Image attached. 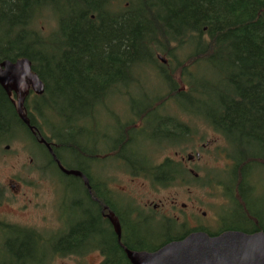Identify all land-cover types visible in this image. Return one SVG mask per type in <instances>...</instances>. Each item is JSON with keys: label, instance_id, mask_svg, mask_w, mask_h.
Wrapping results in <instances>:
<instances>
[{"label": "trees", "instance_id": "1", "mask_svg": "<svg viewBox=\"0 0 264 264\" xmlns=\"http://www.w3.org/2000/svg\"><path fill=\"white\" fill-rule=\"evenodd\" d=\"M47 16L57 21L54 44L37 27ZM22 59L32 62L45 84V94L35 95L32 103L46 118L52 140L41 134L57 142L62 163V154H70L72 169L87 175L91 157L98 163L107 159L110 168L122 160L123 167L136 161L149 169L157 148L174 147L176 135L186 129L192 133L177 112L201 118L237 153L231 185L224 189L239 209V221L251 228L219 229L264 233V219L250 204L264 207V0H0V63ZM202 65L207 71L195 72ZM151 69L163 85L135 98L133 89H144V77L153 78ZM125 97L131 102H123L126 120L114 110ZM27 99L26 116L41 131ZM15 105L0 86V147L18 137V128L29 134ZM168 163L158 173L166 167L171 175L157 174L158 186L186 181L181 165ZM48 166L50 171L51 160ZM233 189L238 201L230 195ZM91 229L88 224L68 228L52 254L86 252ZM169 237L182 238L177 228ZM21 240L6 242L19 244L20 252L12 255L24 264L40 263L35 258L43 247L31 244L25 258ZM11 259L0 254V264H12Z\"/></svg>", "mask_w": 264, "mask_h": 264}, {"label": "rangeland", "instance_id": "2", "mask_svg": "<svg viewBox=\"0 0 264 264\" xmlns=\"http://www.w3.org/2000/svg\"><path fill=\"white\" fill-rule=\"evenodd\" d=\"M37 27L43 36L49 38V42L47 43H55L56 37L53 34L56 31L55 29H57V21L54 18L47 16L45 19H40ZM51 53L52 50L48 52V54ZM206 67L208 66L202 65L199 70L195 69V72L200 74L204 70L207 71ZM148 72L154 79L144 77V89H140L142 90L140 91L138 88H135L132 91V95L135 98L141 99L144 94L150 93L153 88L157 89L163 85L160 80H157V71L155 72L151 69ZM61 77L63 78V76ZM48 86L52 91L56 88L55 83L49 84ZM121 91H124V89ZM54 94H50V98L54 97ZM34 96L35 94H30L27 99L29 112L33 115L32 117H34L35 122L40 127V132L52 140L53 132L51 129H48L49 126L45 121L46 118L40 117L35 113L32 103ZM12 99L16 104L17 96H12ZM126 99V97L123 99L120 98L114 106L116 114L124 120L128 119V114H126V105L123 102L131 106V102H127ZM37 103L42 104L41 102ZM144 104L145 102L142 101L138 104V107L144 106ZM177 114L176 118H179L182 121L181 123L190 126L193 133L190 140L187 142L183 141L177 147L163 145V147L157 148V152L152 156L157 164L164 158L179 162L181 161V157H183L188 168H191L198 177L192 174L186 178V181L180 178L168 186H158V190H152L146 179L132 181L128 175L124 174L123 170L117 168H106V174L103 176L106 177L105 179L108 180L112 188L124 192L125 195L122 193V196L128 197L132 203L134 202L135 204L134 198L138 197L137 201L142 205H139L142 208L145 204L153 205L155 203L160 205L162 202L165 206L159 209L160 213L158 217L167 215L169 217L178 216L182 220L187 218L191 226L202 224L211 231L225 227L250 230L251 228L246 227L245 224L239 221V209L233 204L231 205V198L227 196V191L224 189L228 184L231 185L230 171L233 169L235 158L239 159L236 151L232 150L225 138L216 133L211 125L203 122L201 118L189 116L183 112L179 115ZM106 122L103 121L105 124ZM111 125L114 126L115 121L111 120L109 126ZM15 135L18 137H13L12 141L9 142L10 145L4 144L0 147V188H4L7 185L8 179L12 176L20 177V182H25L26 184L34 183V186L23 184L19 194L12 195L6 193V196H9L12 200L9 205L4 204L5 206L1 207L0 218L10 219L12 224L20 225L18 226L20 228H23L24 224H28L30 226L26 228L33 230L35 233L43 231L42 237L45 243L42 248L43 250L41 249L42 251H38L39 253H37L38 257L35 258L37 262L42 261L43 264H96L100 260H98L97 253L80 257L52 254L51 251H53V245H55L54 242L57 240L59 230L66 232L69 228L68 226H70V221L85 219V214H83L84 209L77 203L82 198V192L74 181L59 178L55 174L56 170L52 166H50L49 172L52 174L49 173V178H53L56 181L57 187L49 178L41 181L36 176L37 179H34L35 176L33 177L29 172L38 171V166H33L34 163L30 161L36 159L35 161H38L39 165L45 164L47 160L46 154H44L45 152L38 144L33 142L32 137L25 130L18 128L15 131ZM54 143L57 145L56 141ZM7 145L10 146L8 150H6ZM205 145H209L207 146L209 148L203 151V146L205 147ZM178 152L181 157L175 156V153ZM197 153H202L199 161L190 163L186 160L188 155L195 156ZM62 157L63 165L71 166V169L76 167L73 156L63 153ZM98 166L100 170L103 167L102 165ZM260 173L264 177L263 169ZM262 187L263 190L261 193L264 192V181ZM230 195H232L231 197L234 201L239 200L235 189L230 192ZM138 203L136 204L138 205ZM250 204L254 209V214L264 219V207H258L251 202ZM24 207H27V209L22 211L21 209H24ZM203 213L206 215L203 216ZM150 227L155 232L157 231L158 227L155 229L154 225ZM0 237V254L12 256V264H24L25 261H21L20 258H15L16 256L12 255H18V252H20L18 248L19 244L10 245L6 243L7 241H12L13 234L0 231ZM21 241V244L27 246V248L24 246L25 249L22 252V256L27 258L31 254L27 253L29 248H31V240L25 235ZM33 244L35 248L36 242L33 241ZM36 247L40 249V245ZM34 248L32 249L33 251Z\"/></svg>", "mask_w": 264, "mask_h": 264}, {"label": "flooded vegetation", "instance_id": "3", "mask_svg": "<svg viewBox=\"0 0 264 264\" xmlns=\"http://www.w3.org/2000/svg\"><path fill=\"white\" fill-rule=\"evenodd\" d=\"M30 94H32V90L29 92V96ZM14 95L15 94H12V96ZM34 130L35 131L29 130V134L32 137L33 142L38 144L43 149V151L45 152L44 154H46L47 160L45 164L41 165H39L38 161H35L36 159L31 160L30 162L34 163L33 166H38V171H31L29 173H31L33 177L35 176L34 179H37V177H39L41 181L48 179L50 173L48 170V165L49 161L51 160L53 168L56 169L55 174L58 175L61 179H69L74 181L76 185L78 184L80 186V190L82 192V198L78 200L77 203L83 207V214H85V219L73 220V222L70 221V226L68 227L70 228L77 225L81 227L83 224H88V226L92 228L90 235L86 237L89 240V245L86 252L80 253L79 251H77L76 253L70 255H65V252H61L60 254L57 253V255L80 257L83 255L86 256L88 254L90 256L92 253H97L98 260H100L99 262L97 261L96 264H102V261L104 260H107L108 264H117L120 260L121 264H131L130 261H128L126 251L132 253H155L164 246L172 242L184 240L193 233L203 232L213 237L218 236L221 233L231 231H221L219 228H217L216 231H211L202 224L191 226L189 223V219L184 218L182 220L178 216L169 217L167 215H164L158 217V214L160 213L159 209L162 208V206H165L162 204V202L160 203V205L155 203H153V205L145 204L142 208L140 207L142 205L137 201V197L134 198L135 204L134 202L132 203L131 200L128 199V197L122 196V193L124 192L112 188L108 180L105 179L106 177L103 176L106 174V168H110L108 166L107 159L101 162L103 163L106 161L104 164H102L103 167H101L100 170L98 166L100 165V162L98 163L95 157H91L88 163L90 166L88 175L86 173L78 171L82 173L83 178L67 176L59 169L54 156H56L57 160L61 162V165L66 170H77L63 165L62 161L56 154L58 146L54 142L46 141V139H44L38 129ZM191 135L192 133L188 132V129L184 130V133L176 135L178 136V142L175 138V143L173 142L174 147H176L178 144L183 143V141H189ZM42 139L46 141L48 146L41 143ZM8 145L6 146V150L10 148V146ZM207 146L209 145H205V147L203 146V151L209 148ZM175 156L181 157L179 152L175 153ZM201 156L202 153H197L195 156L188 155L186 160L192 163L193 161H199L201 159ZM190 158L191 160H189ZM168 162H173L181 165L186 176L194 174L193 170L191 168H188L187 163L185 162L183 157H181V161L179 162L171 161V159L168 158H164L158 164L154 161L151 164L152 167L149 169L146 168L142 163L136 161H132V165H130L129 167H123V163L121 160L118 161L113 168L123 170L124 174L128 175V177L131 178L132 181L146 179L152 190H158V184L156 182L157 174H162V176L164 175V177L171 175V173L168 172V168L166 170L165 167L163 173H158V168L169 164ZM194 175L195 177H198L197 174ZM172 178L174 177L172 176ZM49 179L52 180L57 187L56 181L53 178ZM23 184L27 186H34V183L26 184L25 182H20V177L12 176L8 179L7 185L4 188H0V209L1 207L5 206L4 204L9 205L11 203L12 199L9 196H6V193H10L12 195L19 194V191H21V186ZM7 186L9 187V190ZM136 203H138V205ZM25 209H27V207H24V209L21 210L23 211ZM205 215L206 214L203 213V216ZM113 218H116L120 227V239L118 237L116 228L113 225V221L111 220ZM171 223H173V225H171ZM151 225H154V229L158 227L156 232L151 229ZM18 226L20 225H17L15 223L12 224L10 219L0 218V231L13 234V242H16L21 238L23 239L24 236L28 234L26 235V237L31 240V244H33V241H35L36 245H41V247H43L45 243V240H43L44 238L42 237L43 231L35 233L33 230L26 228L27 226H30L28 224H24V227L21 226L23 228H20ZM176 228L178 229V232L179 234H181L182 238L170 241V239H168L170 238L169 234L172 232V229L176 230ZM15 230H20L22 234L20 236L15 235L13 233ZM66 232H61L59 230L56 241H60L66 238L67 236H63V234H65ZM38 264H43V262L41 261Z\"/></svg>", "mask_w": 264, "mask_h": 264}, {"label": "water", "instance_id": "4", "mask_svg": "<svg viewBox=\"0 0 264 264\" xmlns=\"http://www.w3.org/2000/svg\"><path fill=\"white\" fill-rule=\"evenodd\" d=\"M32 67V62L28 59L0 63V86L9 97L12 94L17 96L15 106L18 118L31 131L34 127L26 116L25 101L31 90L37 96L45 94V84ZM41 143L48 146L44 139ZM54 159L67 176L83 178L82 173L66 170L56 156ZM111 220L120 239L118 222L116 218ZM126 253L131 264H264V233L227 231L212 237L197 232L184 240L172 242L155 253Z\"/></svg>", "mask_w": 264, "mask_h": 264}]
</instances>
